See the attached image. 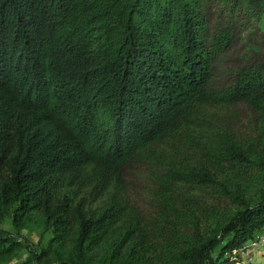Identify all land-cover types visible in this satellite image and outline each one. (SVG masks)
Returning a JSON list of instances; mask_svg holds the SVG:
<instances>
[{"label":"trees","instance_id":"1","mask_svg":"<svg viewBox=\"0 0 264 264\" xmlns=\"http://www.w3.org/2000/svg\"><path fill=\"white\" fill-rule=\"evenodd\" d=\"M263 16L264 0H0V223L14 204L13 222L38 217L79 256L228 264L264 224ZM244 25L260 39L219 84ZM208 104L246 107L253 135Z\"/></svg>","mask_w":264,"mask_h":264},{"label":"rangeland","instance_id":"2","mask_svg":"<svg viewBox=\"0 0 264 264\" xmlns=\"http://www.w3.org/2000/svg\"><path fill=\"white\" fill-rule=\"evenodd\" d=\"M262 29L264 31V16L261 20ZM249 26H242L235 31V43L232 49L227 52L226 56L217 61L215 66V79L219 84H224L229 81L230 76L228 70L234 68L240 63L242 55L246 51L245 44L248 43L247 36L250 34ZM252 40L260 39L259 33L250 34ZM252 45L249 43L248 46ZM202 112L204 114H212L217 125L221 126L225 122L229 126L235 125L240 134L253 135L252 131L255 129V122L257 117L252 114L246 107H240L235 109H224L223 107H213L211 105H203ZM229 112V113H228ZM211 122V123H213ZM212 128V127H211ZM216 128V126H215ZM145 171V170H144ZM147 173V172H146ZM145 172L138 169L132 174L133 182H136V189L132 192V202H138L145 207L151 203V199L148 195V187L150 185L148 178H145ZM132 189L135 188L133 184H130ZM186 190V189H185ZM196 196H203L204 192L193 191ZM14 204L6 210V215L0 223V236L7 239L8 248L4 252L0 253V264H26L30 261L34 255L43 253L47 255L49 260L53 264H115L112 259L111 252L106 245H93L90 244L87 247H83L82 255L79 256L74 249V237L64 235L60 232L46 229L44 224L39 221L38 217H31L22 222H13V208ZM253 238H248L244 243H254L251 247L249 254L243 256H237L238 254H228V264H264V224L260 222L257 225L253 233ZM249 245V244H248ZM221 245L216 248V252L213 256H216L219 252ZM219 254V253H218ZM217 254V255H218ZM200 264H208L202 262Z\"/></svg>","mask_w":264,"mask_h":264},{"label":"built area","instance_id":"3","mask_svg":"<svg viewBox=\"0 0 264 264\" xmlns=\"http://www.w3.org/2000/svg\"><path fill=\"white\" fill-rule=\"evenodd\" d=\"M254 243H256V242H254ZM254 243H247L246 245L243 244L238 249L232 250L230 254L235 255V256H236V254H238L237 256H243L245 254L247 255V254H249L251 247L255 245Z\"/></svg>","mask_w":264,"mask_h":264}]
</instances>
